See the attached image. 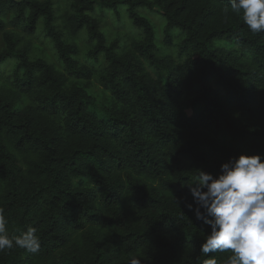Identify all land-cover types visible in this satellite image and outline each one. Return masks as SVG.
<instances>
[{
    "label": "trees",
    "instance_id": "1",
    "mask_svg": "<svg viewBox=\"0 0 264 264\" xmlns=\"http://www.w3.org/2000/svg\"><path fill=\"white\" fill-rule=\"evenodd\" d=\"M228 3L66 0L56 17L51 0L0 1V207L10 235L35 227L41 242L0 264H203L210 228L186 182L264 157V33ZM119 5L130 32L109 41L103 9ZM146 10L162 17L160 45ZM6 15L57 63L31 59Z\"/></svg>",
    "mask_w": 264,
    "mask_h": 264
},
{
    "label": "clouds",
    "instance_id": "2",
    "mask_svg": "<svg viewBox=\"0 0 264 264\" xmlns=\"http://www.w3.org/2000/svg\"><path fill=\"white\" fill-rule=\"evenodd\" d=\"M223 11L240 16L251 33H264V0H229ZM186 187L195 205L188 204V209L210 228L199 248L206 257L203 264H264V157L230 158L216 175L198 170ZM7 224L5 209L0 207V252L15 247L39 252L35 227L13 236ZM217 252L229 255L222 261L209 255ZM128 264H141V260L133 256Z\"/></svg>",
    "mask_w": 264,
    "mask_h": 264
},
{
    "label": "rangeland",
    "instance_id": "3",
    "mask_svg": "<svg viewBox=\"0 0 264 264\" xmlns=\"http://www.w3.org/2000/svg\"><path fill=\"white\" fill-rule=\"evenodd\" d=\"M14 1H20V0H14ZM51 1L54 4L53 7L55 9V16L59 17L63 13V10L65 9L66 0H51ZM103 11L105 12L104 13L105 18L103 22L102 32L106 35L109 41H114V40L123 41L127 36L128 32H130V28H131V22L127 18L125 8L122 5H119L117 7L116 12L113 11L107 12L104 9ZM98 13H99V8H98ZM141 13L142 15L147 16V18L150 20L151 24L153 25L154 31L158 38L157 45H160L158 41L162 42L163 40L162 29L164 22L162 20V17L159 14H157V12H151L147 10L142 11ZM9 18H10L9 15H6L4 16V18H2L7 24L6 30L14 31L15 33L18 34V36H20L21 38L19 43L20 47L24 46V44L28 41L31 42V47L29 52V56L31 59H46L50 62L57 63L55 55L50 50L49 41L48 39L45 38V36H43L42 33L38 34L37 36L35 35L34 37L28 36L27 34L21 32L20 30H16L15 28L11 27L10 24L8 23ZM2 49H4V40H3V33L0 32V51ZM83 49L84 48L81 45L82 52ZM83 56L84 55H82V57ZM99 59L101 60L100 57ZM81 61H83L82 58ZM88 94L97 100L98 107H100L101 102H103L104 101L103 99L105 98V93L102 91V88L99 87L96 83H93L91 87L88 89Z\"/></svg>",
    "mask_w": 264,
    "mask_h": 264
}]
</instances>
